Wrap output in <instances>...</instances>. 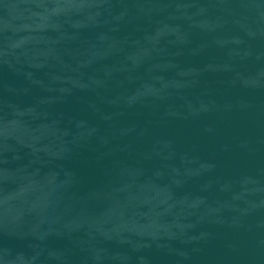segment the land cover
<instances>
[{
    "label": "water",
    "instance_id": "1",
    "mask_svg": "<svg viewBox=\"0 0 264 264\" xmlns=\"http://www.w3.org/2000/svg\"><path fill=\"white\" fill-rule=\"evenodd\" d=\"M0 264H264V0H0Z\"/></svg>",
    "mask_w": 264,
    "mask_h": 264
}]
</instances>
